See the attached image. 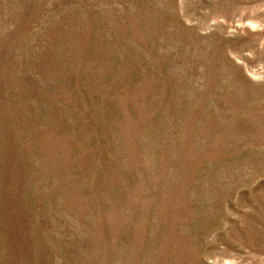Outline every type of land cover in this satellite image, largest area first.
<instances>
[{"label": "rangeland", "instance_id": "obj_1", "mask_svg": "<svg viewBox=\"0 0 264 264\" xmlns=\"http://www.w3.org/2000/svg\"><path fill=\"white\" fill-rule=\"evenodd\" d=\"M0 264H264V0H0Z\"/></svg>", "mask_w": 264, "mask_h": 264}]
</instances>
